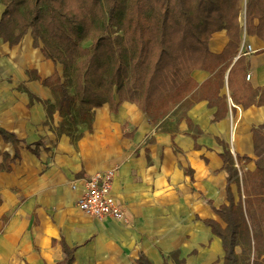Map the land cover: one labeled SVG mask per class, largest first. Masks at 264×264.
I'll list each match as a JSON object with an SVG mask.
<instances>
[{
  "label": "crops",
  "instance_id": "0c3cea01",
  "mask_svg": "<svg viewBox=\"0 0 264 264\" xmlns=\"http://www.w3.org/2000/svg\"><path fill=\"white\" fill-rule=\"evenodd\" d=\"M239 21V47L254 51L244 57L245 82L260 91L264 43L247 35L243 12ZM228 41L226 30L216 32L208 49L219 55ZM33 42L31 30L13 46L0 38V130L12 137L0 135V264H59L62 243L74 250L73 264H138L140 255L150 264H224L221 240L204 221L225 228L213 208L244 199L242 178L258 159L252 130L264 125V106L233 103L228 69L216 105L204 99L186 112L190 126L173 110L154 123L125 101L116 113L104 104L90 124L60 134L66 118L47 114L55 99L43 81L57 73L63 82V67ZM191 76L202 84L210 74ZM111 169L123 220L83 215L76 202L84 180Z\"/></svg>",
  "mask_w": 264,
  "mask_h": 264
},
{
  "label": "trees",
  "instance_id": "16d2710c",
  "mask_svg": "<svg viewBox=\"0 0 264 264\" xmlns=\"http://www.w3.org/2000/svg\"><path fill=\"white\" fill-rule=\"evenodd\" d=\"M0 4L5 6L0 38L13 46L31 30L34 46L41 42L46 58L63 67V82L57 73L43 81L55 99L54 105H47V114L57 111L66 118L60 134H72L79 123L90 124L93 110L104 104L116 113L125 101L138 103L154 123L173 110L180 112L177 122L185 119L190 126L186 112L204 99L208 106L216 105L212 99L222 89L228 69L233 103L244 109L264 106V87L253 90L245 82L244 57L234 60L242 0H0ZM222 30L229 41L216 55L208 42ZM245 30L264 43V0H246ZM193 71L210 77L197 84ZM219 100L226 106L225 96ZM0 135L12 140L2 130ZM252 139L258 159L255 170L242 178L244 199L213 208L225 228L204 221L221 240L224 264H264V125L253 128ZM226 192L229 196V187ZM62 248L65 257L59 264H73L74 250L64 243ZM137 263L150 264L142 255Z\"/></svg>",
  "mask_w": 264,
  "mask_h": 264
},
{
  "label": "built area",
  "instance_id": "2783aa9c",
  "mask_svg": "<svg viewBox=\"0 0 264 264\" xmlns=\"http://www.w3.org/2000/svg\"><path fill=\"white\" fill-rule=\"evenodd\" d=\"M254 51L248 44H242L237 51V58L247 57ZM113 169L98 172L84 180V188L78 197L76 207L80 213L100 221H122L123 211L113 193ZM72 189H76L72 185Z\"/></svg>",
  "mask_w": 264,
  "mask_h": 264
},
{
  "label": "rangeland",
  "instance_id": "374dc122",
  "mask_svg": "<svg viewBox=\"0 0 264 264\" xmlns=\"http://www.w3.org/2000/svg\"><path fill=\"white\" fill-rule=\"evenodd\" d=\"M242 5H244V6H242V12L244 13V10H245L244 0H242ZM242 12H241V13H242ZM244 16H245V14H244Z\"/></svg>",
  "mask_w": 264,
  "mask_h": 264
},
{
  "label": "water",
  "instance_id": "95a60500",
  "mask_svg": "<svg viewBox=\"0 0 264 264\" xmlns=\"http://www.w3.org/2000/svg\"><path fill=\"white\" fill-rule=\"evenodd\" d=\"M245 4H246V1H245ZM244 14H245V10H244ZM244 18H245V16H244Z\"/></svg>",
  "mask_w": 264,
  "mask_h": 264
}]
</instances>
